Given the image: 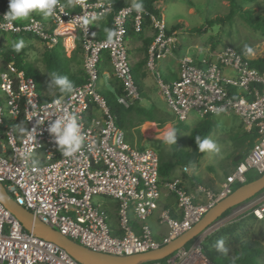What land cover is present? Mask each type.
<instances>
[{
	"label": "built area",
	"instance_id": "built-area-1",
	"mask_svg": "<svg viewBox=\"0 0 264 264\" xmlns=\"http://www.w3.org/2000/svg\"><path fill=\"white\" fill-rule=\"evenodd\" d=\"M135 4L116 9L110 0H73L77 10L69 11L57 1L55 14L47 22L36 17L9 22L4 17L7 11L0 9V35L37 36L48 50L60 47L67 57L79 42L83 55V82L48 101L39 96L33 77L17 70L14 62L0 70V183L16 204L43 224L82 246L119 256L144 253L174 240L236 185L245 184L249 173H264V70L251 67L250 57L225 46L213 59L184 54L178 62V78L165 83L156 65L176 50L178 34L167 29L162 16L150 15L155 33L146 65L175 122L185 121L191 112L201 120L232 113L245 133L257 136L248 154L217 190L199 188L202 202H197L179 179L167 182L165 187L175 197L178 212L160 211L159 223L166 226L167 233L161 242L153 238L148 219L160 199L158 156L151 148L137 149L126 143L124 131L116 125L99 91L98 64L106 52L122 86L117 103L128 108L139 99L126 47L127 22L132 21L136 34L142 30L144 11L136 10ZM107 16L111 17V38L100 37L96 25ZM20 112L25 122L21 135L12 125ZM59 119H64L62 130L72 123L74 135L81 138L70 156L64 154L69 146L61 145L59 134L50 131ZM100 198L112 200L113 206ZM109 211L115 213L118 234L109 225ZM241 215L264 221V190L215 221L189 246L142 264H212L204 252L205 238ZM134 222L139 225L137 231ZM0 264L80 263L55 244L25 231L0 203Z\"/></svg>",
	"mask_w": 264,
	"mask_h": 264
},
{
	"label": "rangeland",
	"instance_id": "rangeland-1",
	"mask_svg": "<svg viewBox=\"0 0 264 264\" xmlns=\"http://www.w3.org/2000/svg\"><path fill=\"white\" fill-rule=\"evenodd\" d=\"M58 1L68 6L67 8L73 7V0ZM117 1L132 3V0ZM189 2L191 5L188 4ZM235 3L242 10L249 11L252 16L264 17V0H235ZM155 4L158 6L167 29L173 31L177 27L178 50L175 51L176 55L187 52L194 58L213 59L222 52L225 46H231L254 60L264 57V35L260 31L249 27L239 13H235L229 21H215V18L223 19L226 17L229 12L230 0H156ZM29 15L37 19H45L43 14L37 11L31 12ZM194 29H198V31L193 32ZM146 31H148L147 35L153 38L155 33L153 28L150 27ZM3 38L4 40L0 41V68H3L2 53L6 50H16L15 46L23 41L24 46L20 50L23 51L21 56L24 68L31 71L39 96L41 98H52L57 91L56 78L48 72L46 67L43 56L48 49L41 38L30 34L20 36L4 35ZM139 38L140 35H136L131 43H126L130 64L139 58L138 52L133 49L135 48L133 46L135 39ZM248 48L251 49V52L247 51ZM56 52L61 54L62 50L57 48ZM81 54H76L67 63L69 73L72 76L78 77L81 75ZM57 66L58 64L54 65L52 70L55 73L57 72ZM144 70L143 95L140 94L139 99H136L133 105L151 110L155 118L162 124H156L155 126L152 122H146L148 124L141 123L138 116L130 113L125 119V124L128 126V129H125L126 139L129 145L136 148H151L157 153L159 161L171 163L173 160L169 144L165 142V134L176 124L174 114L162 97L152 71L147 65H145ZM156 71L164 80L163 67L157 64ZM114 84L115 79L112 68L110 64H107L102 68L99 87L101 86V91H108ZM242 93L245 95V92ZM167 119L169 122L163 123V120ZM204 120L199 119L195 113L191 112L185 121L180 122V136L184 140L182 148L184 152L191 150L189 145L191 130L199 126ZM207 120L211 124V130L206 138L215 142L219 151H203L197 163H194L197 165L190 164L188 166L198 180H204L211 174L210 172L216 176L232 172L234 159L249 150L248 138L244 136L245 132L241 130L239 120L234 114L221 113L212 115ZM181 167L177 165L171 171L177 172ZM99 200L108 205L113 206L114 204L109 199L100 198ZM108 222L111 228L117 224L113 211H109ZM219 240L224 241L225 248L243 241L261 247L263 249L261 264H264V221H258L252 216L241 215L236 221L207 236L204 241L205 250L208 251L210 248L215 247Z\"/></svg>",
	"mask_w": 264,
	"mask_h": 264
},
{
	"label": "trees",
	"instance_id": "trees-1",
	"mask_svg": "<svg viewBox=\"0 0 264 264\" xmlns=\"http://www.w3.org/2000/svg\"><path fill=\"white\" fill-rule=\"evenodd\" d=\"M58 1V0H57ZM83 2H93L95 0H82ZM135 1L136 3H142L143 4V15H142V30L139 34H136L133 28L132 21H128L126 24V41L129 38L136 37V35H140V38L142 39V48L141 52L143 57L141 60L138 61V63L134 66L130 64V70L133 76L134 84L136 85L138 89L139 95L142 94L141 89V83L140 79L144 76L143 73H140L143 66L146 65L147 62V52L148 47L151 44L153 38L150 36L145 37L144 32L145 30L149 29L151 27L150 22V15L156 16L157 18L161 17L160 11L158 10V7L155 5L156 0H132V2ZM8 2L9 0H0V9L4 11H8ZM113 5L116 9L128 6L129 3H123L119 2L117 0H113ZM188 4L191 5L189 2ZM77 8L73 7L69 9V11H76ZM235 13H239L241 17L244 19V21L247 23L249 27L256 31H260L262 35H264V17L263 16H252L250 15L249 11L242 10L241 7L237 6L235 3V0H230L229 5V12L226 15L225 18H215V21L217 22H223V21H229L232 19V17L235 15ZM111 17L107 16L105 18L104 23L100 24V31L101 34L104 35V38H111L112 36V27H111ZM176 31L177 27L174 28ZM193 32H197L198 29L192 30ZM15 36V35H11ZM102 37L101 35H99ZM60 47L53 48L51 50H47L44 52V61L46 64V67L48 69V72L51 74L54 68V65L58 64L57 72L55 73V78H64L67 77L68 83L71 85V88L75 87L78 84H81L83 82V70L81 71V75L78 77L72 76L69 73L68 68V61L72 57H74L76 54L82 53L81 45L77 44L76 49L74 52L69 56L66 57L64 54V51L62 53L58 54L56 52V49ZM61 49V48H60ZM22 50L16 51V50H6L2 53V65L3 68H1V71H4L7 69V66L10 62H14V66L17 70H23L26 75L32 76V73L30 70L25 69L23 66V59H22ZM239 52V51H238ZM241 53V52H240ZM82 55V54H81ZM109 64V57L106 52H103L100 57V61L98 64L99 68V76L101 78L102 75V68ZM250 66L253 68H256L258 70H264V57L255 59L250 61ZM55 68V69H56ZM50 70V71H49ZM55 72V71H54ZM115 84L112 86L111 89L108 91H101V86L99 88V91L101 95L106 100L107 106L110 109L111 114L113 115L115 119V123L118 127H120L124 133L125 129H128V126L125 124V119L128 114L133 113L136 116H138L140 119L139 121L141 123L144 122H153L157 125H161L162 123L159 122L156 118L153 112L149 109L140 108L135 105H131L128 108H124L123 106L119 105L117 103V98L120 97L123 94L122 86L118 82V80L114 77ZM70 90L66 87L63 92L60 91L59 87L57 86L56 94L52 98H41L43 101H48L53 98L59 97L61 95L67 94ZM175 120V118H174ZM169 122V120H163V123ZM5 123H8V120H5ZM176 124L173 126V128L176 130L175 133V143L169 144L171 156L173 159V162L165 163L162 160L159 161V167H158V173H159V179L165 178L169 175V172L177 165L188 167L190 164L197 163V160L202 156L203 152L199 150L197 137L200 138V140H203L207 137L211 130V124L207 120V118L200 123L199 126L195 127L191 130L189 134V145L191 150L189 152H184L182 150L184 140L180 136L181 132V124L180 122H175ZM13 127L18 131V133L21 135L25 130V122L23 119V114L20 112L18 118L12 122ZM172 128V129H173ZM23 129V131L21 130ZM245 137L248 138V147L249 150L252 148L255 140L257 139V136L255 132L252 133H244ZM126 139V134H125ZM127 140V139H126ZM249 150L245 151L244 154L238 155L234 161H233V169L235 166L245 158V156L248 154ZM260 175H257L255 173H249L247 176V181L251 182L255 179H257ZM241 185H236L234 187V190L238 188ZM228 214V211H226L222 216H226ZM117 230L113 229V233H116ZM191 242H188L185 247L189 246ZM205 247V246H204ZM227 252H219L216 250L215 247L210 248L208 251L205 250L204 252L206 256L209 258V260L212 262V264H261V258L263 255V249L255 244H251L247 241L239 242L237 245H233L231 247L226 248Z\"/></svg>",
	"mask_w": 264,
	"mask_h": 264
},
{
	"label": "water",
	"instance_id": "water-1",
	"mask_svg": "<svg viewBox=\"0 0 264 264\" xmlns=\"http://www.w3.org/2000/svg\"><path fill=\"white\" fill-rule=\"evenodd\" d=\"M263 190L264 173L257 179L233 190L226 198L208 210L199 222L174 240L154 250L122 256L94 251L43 224L31 212L16 204L1 183L0 203L20 222L25 231L55 244L80 264H142L162 260L176 250L185 247L188 242L206 231L215 221L222 218L226 211L230 212L233 208L255 197Z\"/></svg>",
	"mask_w": 264,
	"mask_h": 264
},
{
	"label": "crops",
	"instance_id": "crops-1",
	"mask_svg": "<svg viewBox=\"0 0 264 264\" xmlns=\"http://www.w3.org/2000/svg\"><path fill=\"white\" fill-rule=\"evenodd\" d=\"M64 6L66 8L68 7L66 5H64ZM69 9H71V8H68V10ZM30 17H33V16L31 15ZM40 20L41 21H44V22H47V21H49V17H47L45 19H40ZM17 21L18 22H23L25 20H17ZM104 21H105V19H101V20H99L96 23V25L98 26V29H99V34L102 37H104V35L101 34V31H100V27L99 26H100L101 23H104ZM147 32L148 31L145 30V32H144V36L145 37L148 36L147 35ZM3 36L4 35H0V41H3L4 40ZM134 38H136V37L130 38L131 40L130 39L129 40L127 39V42L126 43H131V41ZM133 46L135 47L133 49L136 52H138L137 54L139 55V58L137 60L133 61L132 64H131V65H134L135 66L138 63V61L141 60V58L143 56L142 55V52H141L142 39L141 38L135 39ZM130 47L132 48V46H130ZM177 48H178V45H177ZM177 48H176V50H178ZM175 51L173 52V54H171V55L167 56L166 58H164V59H162V60H160V61L157 62L158 66L160 65V66L163 67L164 74H165V79L164 80L162 79V80L165 83L172 82V81H174V80H176L178 78V62H179V59L184 54H188L187 52H183V54L181 53L182 55L181 54L180 55H176L175 54ZM82 59H83V55H82ZM252 60H254V59H252ZM144 67L145 66H143V68L141 69L140 73H143V74L145 73L144 72L145 71L144 70ZM0 70H1V68H0ZM100 80H101V78H100ZM106 83H108V82H106ZM140 83H141V89L143 90L144 76L141 77ZM99 84H100V82H99ZM107 86H108V84H107ZM148 123L144 122V124H148ZM154 125L156 126V123H154ZM239 126L241 128L240 123H239ZM241 130H242V128H241ZM125 141L129 145V143H128V141L126 139H125ZM131 147H134V146H131ZM137 149H145V148H137ZM196 165L197 164H194V166H196ZM187 168H188L187 171H183V166H182L181 169H178L177 172H172L174 170L173 169L169 173V175L167 177L159 179L160 199L158 201V207L154 211V213L151 215V217L148 219V224L151 227L152 232H153V238L156 241H158V242H161L165 238L166 233H167L166 226H164V225H162V224L159 223V213H160V211L162 209H168V210L171 211L172 214H177V212H178L177 207H176L175 197L172 194H170L167 191L166 187H165V184L167 182H169V181H171L173 179H179L181 181L182 187L189 194L193 195L195 197V200L197 202H202L204 200V198H203V195L200 193L199 188L200 187H203V188H207V189H211V190H217L218 187H219V185H220V183L223 182L226 179V177L231 173L230 172V173H226V174H223V175L216 176L214 173L210 172L211 174L207 178H205L204 180H202V179L198 180V179L195 178L194 174H192V172L190 171L189 167H187ZM232 171H233V169H232ZM133 225H134V229L136 231L139 230V225L136 222H134ZM112 229L117 230L118 229V224H116ZM116 234H118V233L116 232Z\"/></svg>",
	"mask_w": 264,
	"mask_h": 264
},
{
	"label": "clouds",
	"instance_id": "clouds-1",
	"mask_svg": "<svg viewBox=\"0 0 264 264\" xmlns=\"http://www.w3.org/2000/svg\"><path fill=\"white\" fill-rule=\"evenodd\" d=\"M57 6V0H9L8 2V11L5 13L4 17L9 21H16V20H26L30 18L29 13L33 11H37L43 14L45 18L53 16L55 14V9ZM135 9L138 11H143V4L136 3L134 5ZM88 21L85 20V24ZM24 46L23 41L18 43L15 46L16 51H19ZM248 52H251V49H247ZM51 75L53 77L56 76L55 72H52ZM56 85L59 87L60 91L63 92L67 87L71 90V85L68 83L67 77L64 78H57L55 79ZM59 103V101H57ZM64 124V119H59L55 122V124L51 127L50 131L53 133L59 134V143L61 145H68V150L64 153L66 156H70L72 152H74L81 142V138L74 135L75 127L72 123H68L62 130L61 126ZM23 131V129H21ZM175 133L176 130L173 128L169 130L165 134V142L169 144L175 143ZM31 139L33 136L31 134ZM198 148L200 151H219L218 145L210 139H203L200 140L197 137ZM215 248L219 252H227V249L224 246V241L219 240L215 244Z\"/></svg>",
	"mask_w": 264,
	"mask_h": 264
}]
</instances>
